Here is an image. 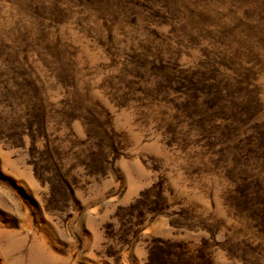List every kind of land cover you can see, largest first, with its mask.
<instances>
[{
	"label": "rangeland",
	"instance_id": "1",
	"mask_svg": "<svg viewBox=\"0 0 264 264\" xmlns=\"http://www.w3.org/2000/svg\"><path fill=\"white\" fill-rule=\"evenodd\" d=\"M0 264H264V0H0Z\"/></svg>",
	"mask_w": 264,
	"mask_h": 264
}]
</instances>
